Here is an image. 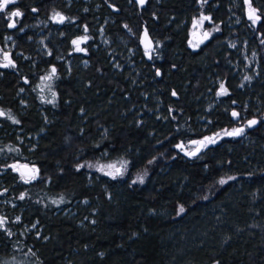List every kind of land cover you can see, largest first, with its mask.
<instances>
[{
    "label": "trees",
    "instance_id": "16d2710c",
    "mask_svg": "<svg viewBox=\"0 0 264 264\" xmlns=\"http://www.w3.org/2000/svg\"><path fill=\"white\" fill-rule=\"evenodd\" d=\"M55 1L18 0L9 10L18 9L25 16L11 30L0 13V42L11 38L21 53L12 57L15 68L0 69V111L5 113L0 116V135L9 136L6 142L10 143L16 132L27 137L45 131L33 151L22 149L21 160L37 170L34 181L25 183L5 169L11 163L9 155L0 158V178L7 190L3 198L18 204L14 209L1 206L8 211V219L0 227V264H264V129L249 130L248 143L223 141L230 152L207 147L191 158L174 150L178 143L208 135L195 129L189 101L194 86L195 97L206 89L208 73L202 63L204 49L191 50L188 32L174 33L168 24L178 15L190 22L202 13L217 21L211 3L168 0L157 6L148 1L139 8L129 0L100 2V15L105 12L104 17L112 21L105 25L108 36L126 38L123 25L137 34L145 27L160 43L153 60L143 58L142 65L155 80L164 107L163 121L148 118L137 125L124 116L129 107L123 97L125 83L111 74L103 54L87 46V65L82 66L83 59L76 54L67 67L59 62L71 51L72 41L84 34L83 25L93 31L95 18L82 12L81 3L67 8ZM258 3L261 20L252 35L254 47L264 58V0ZM47 5L63 14L67 24L52 25L41 11ZM156 10L161 12L154 18ZM39 21L49 22L48 29L39 26L37 33L31 29L20 32ZM41 39H45L49 56L39 51ZM53 67L56 76L42 82ZM53 93L54 101L47 102L53 100ZM261 95L264 111V84ZM236 100L235 95L224 98L231 108ZM8 114L19 123H13ZM214 117L213 128L233 127L229 115ZM96 124L108 130L102 138L94 131ZM89 134L95 136L88 138ZM66 136L77 142L69 152L61 145ZM253 150H259L260 161ZM104 151H108V160H127L129 172L144 167L158 154L164 153L167 159L157 164L141 186L127 178L87 180L84 172L74 169V158L90 160ZM161 167L165 169L159 171ZM229 176L235 179L218 183ZM248 183L253 186L248 199L240 198L239 185ZM22 194L24 199L19 198ZM61 197L62 203H53ZM83 201L86 206L81 205ZM180 206L185 211L178 214ZM19 213L21 223H12ZM35 223L41 231L39 238L23 229Z\"/></svg>",
    "mask_w": 264,
    "mask_h": 264
},
{
    "label": "rangeland",
    "instance_id": "374dc122",
    "mask_svg": "<svg viewBox=\"0 0 264 264\" xmlns=\"http://www.w3.org/2000/svg\"><path fill=\"white\" fill-rule=\"evenodd\" d=\"M60 1H62V3L67 8H69L73 3L76 5L81 3L79 7L81 10L83 9L82 12L92 14L95 18V23L93 24V27H91L93 30L92 32H84L83 35L74 39L77 40L78 38L83 36L89 37L86 42L80 44V47L85 49V51H76L75 46L72 43V49L66 56L65 60L59 59V62H62L67 67L68 65H70L69 63L72 60L71 55L76 54L83 59L81 64L82 66H85L87 65V62L84 60V58L87 56V46H91L94 51L103 54L102 56L104 57V60L111 68V74L121 77L125 83L126 88L124 87V89H126V91L124 92L126 93L123 94V97L129 107L126 110L124 116H129L131 118L130 120L134 121L137 125L145 124L146 121H148V118L153 121H163L162 116H164V107L159 98L158 91L155 89V80L149 78L148 72L145 71L142 65L143 58L147 61L153 60V58L157 55L156 53L160 43L158 42V44L155 42L156 40L152 37V35L145 27H143L137 34L134 33L132 28L128 25L127 27L123 25L127 33L126 38H122L121 35H117L114 38L108 36L105 33V25L111 24L112 21L110 17H104L105 12L103 13V16L100 15L102 13L100 11L102 6L100 2L104 1L106 3L105 0H56L54 4ZM148 1H152V3H155L158 6L162 4V2L168 0H146L144 6L149 3ZM17 3L18 0H16L15 4L8 5V8L5 12H0L4 15L7 21V27L8 24L12 21L16 22V27H8L10 30L18 28L23 19V16H25L23 14L20 17H12L11 20L9 19L8 13L17 10H9V8L13 7ZM130 3H134L136 6H138L133 0H129V4ZM210 3L213 9V13L215 12L214 14L217 21H214L213 19L211 23L208 21H204L202 26L194 28V20H198L202 14L210 17L211 15L208 13H202L199 17L192 19L190 22H188L185 17L179 18L178 15L171 18L168 27L172 28L174 30V33H181L186 30L188 32V47L191 50L199 51L200 49H204V51L201 53L203 57V68L208 73L206 89L202 93H200L198 97H195L194 95L197 94L195 91L197 87L194 86V90L189 97V101L193 103L192 112H194L193 116H195L194 124L197 125L195 129L197 131L208 133L206 137H214L216 139L215 144H209L207 147L219 146L221 148H224L227 152H230L231 149L228 148L226 146V143H224L223 141L242 139L243 142L245 141V143H248L249 141H247V132L249 130H253V128L259 126L260 129H264V125H261L262 123H264V111L261 95V89L264 84V70L261 68V63L264 64V58H262L263 56H261L260 52H258V50L254 47V36L252 35L257 28V23H259L260 21H258L256 24H253L252 21L246 18L248 5L245 3V0H207V3L204 4L209 5ZM251 3L252 6L258 10V14L261 17L258 0H251ZM144 6L138 7L143 8ZM41 11L46 14V19L49 20L52 25L62 26L63 24H67L66 22L68 19L63 14L62 15L65 17V21L63 23H58L52 19L54 12H56L54 6L47 5L45 6V9L42 8ZM160 12L161 11L156 10L152 17L157 18V15L160 14ZM49 22L40 23L39 21L40 24L38 23V25H28L27 27H24L20 32L23 33L26 29H31L33 32L37 33L39 26L43 27V29H48ZM217 26L219 27V31H213V29ZM82 27L85 29V25H83ZM145 31L147 32V42L151 41V59H149V56L145 54ZM204 31L211 32V36L208 39L204 40L203 43H199L198 46H195L198 40L203 38ZM42 33L43 30H40L39 34ZM164 36L165 38L167 37L166 35ZM162 37L163 35L160 34V38ZM31 40L32 38L29 39V41ZM37 43L40 46L39 51L49 56L50 51L45 45V39H41ZM233 44L235 45V47L231 46ZM5 52L9 54L11 59L13 55H21L20 52H16L15 44L9 37H5L4 41L0 42V61L3 60V54ZM25 58H27L28 60L30 57L26 56ZM10 68L12 67H0V69L2 70ZM245 76L251 77V79L245 80ZM221 84H223L227 89L226 95H217L220 90ZM186 86H188V82L185 84V87ZM229 95H235V98L237 99V102L232 104L233 108H231L227 104V102L224 101V98ZM182 107L185 108L184 106ZM116 108L117 107H115V109ZM233 111L239 114L237 118H234L232 116ZM178 114L179 116H183L182 112H179ZM222 114L224 116L229 115L231 117L233 122L232 128H213L216 123V117L214 116H222ZM83 115L84 113L82 111L80 113V116ZM247 116L254 117L247 119ZM212 117H214V120ZM252 119H256L258 123L255 124L254 127H248L247 123ZM95 126L96 129L94 131L95 133L100 132V134H102L100 136L101 138L103 137L104 133H107L108 131L107 129H104L97 124ZM241 127L244 128V133L240 136L224 135V130L231 131L234 128ZM83 131L84 129L82 128V132ZM44 132L45 131H41L39 134L27 137H24L21 132H16L15 134H13V141H11L10 143L6 142V138L9 136L5 137L4 135H0V158H7V155H9L8 160L11 162L6 166L5 169H10L13 173L15 172V174H17L19 178L20 172L13 170V168L11 167L12 165H15L17 168H20V166L22 165H27L29 166L30 170H36V168H34V166L29 162L21 160L23 156L22 149L24 148L28 151H33L34 146H36L40 136H42ZM217 133H220V135L216 136ZM94 136L95 134H89L88 138H92ZM101 138L97 137V139ZM192 141H187L186 143H178L177 145H183V149L177 147L176 145L174 146V150L181 153L185 157L192 158L193 156L186 155V153L192 152L196 147H198L197 145H194ZM76 144L77 142L73 138L71 139V137L66 136L65 139H63L61 145L63 146L64 150H67L69 152L71 148L75 149ZM207 147L202 148L200 152L204 151ZM253 151H255L256 159L260 158V152H258L259 150ZM252 155L254 154L252 153ZM107 158L108 151H104L97 157L90 160L81 161L78 158H74V169L77 170L78 165L86 163L103 165L115 164L119 168L122 163L127 162L124 175L118 176L116 179L127 178L130 183L133 184L132 181L136 179L137 175H143L145 181L150 173L158 168L156 167L158 166V163L161 164L165 162L167 156L164 153L158 154L157 157L151 160L152 163L148 162L146 165H144V167L135 172H129L130 165L127 160H108ZM257 160L260 161L259 159ZM163 169L165 168L161 167L159 171ZM77 171L84 172L87 180H92L94 179V177L114 180L111 177L104 175L102 172L97 171L95 168L84 167ZM105 171H108V169H105ZM145 173L147 174L144 175ZM37 178L38 177L36 174V179ZM31 181L34 180H30V182ZM142 184L137 182L134 185L141 186ZM2 187L3 186L0 183V189H2ZM252 187L253 186L251 183H248L244 186L239 185L237 189L239 197L248 199V193H250ZM262 191L264 192V187ZM258 195L259 194L257 193L256 196ZM0 197V209L3 205L9 207L10 209H14L16 207L14 203L2 199L3 193L1 191ZM81 205L86 206L87 201H83ZM7 212L8 211L6 210H0V218L4 219V224L7 221L6 219H8L6 218ZM17 218L19 217H15L12 222L15 224H19L20 218ZM89 222L93 223V220ZM33 226L24 228L27 231L34 233L36 237H39V234L41 232L40 228L37 226V224H34ZM211 264L222 263L215 261Z\"/></svg>",
    "mask_w": 264,
    "mask_h": 264
},
{
    "label": "snow or ice",
    "instance_id": "6c2138e0",
    "mask_svg": "<svg viewBox=\"0 0 264 264\" xmlns=\"http://www.w3.org/2000/svg\"><path fill=\"white\" fill-rule=\"evenodd\" d=\"M138 2L143 5L146 0H138ZM201 4L207 3V0H200ZM16 0H0V12H5L8 8V5L10 4H15ZM245 3L248 5V19L250 21H252L253 24H256L258 21H260L261 17L258 14V10L256 8H254L252 6L251 0H245ZM33 11H36V9H33ZM23 13L21 11H19L18 9L15 11H11L10 13H8L9 19L11 20L12 17H20L22 16ZM52 19L55 20L58 23H63L65 21V17L59 13V12H54ZM204 21H208V22H212V18L210 16H205V15H201L200 18L198 20H194L193 21V27H199L202 26ZM9 28H14L16 27V22L12 21L11 23L8 24ZM125 27H127V25H125ZM213 31H219V27H215L213 29ZM85 32H87V26H85ZM211 36V32L209 31H204L203 32V38L198 40L197 44L195 46H198L199 43H203L204 40L208 39ZM145 38H147V32L145 31ZM89 39L88 36H83L78 38L77 40H73L72 43L75 46V50L76 51H85V49L80 47V44L83 42H86ZM191 43V42H190ZM261 43H264V40L261 41ZM232 47H235V45H231ZM151 41H148L145 44V54L149 56V59H151ZM15 63L13 62V60L10 58L8 53H4L3 54V60L0 61V67L3 68H15ZM157 75H160L159 71H157ZM56 76V68L53 67L51 69V72L44 76L42 78V82H46V81H51L54 77ZM245 80H250L251 77L245 76L244 77ZM27 82V81H25ZM45 87H48L50 89V85L49 84H45ZM21 91H23V89H21ZM41 91H43V89H41ZM227 94V89L225 88V86L223 84L220 85V90L217 93V95H226ZM53 95V100H49L47 102L52 103L54 101L55 98V93L52 94ZM173 95H176L175 92H173ZM42 100H44V97H41ZM5 115V113L3 111H0V116ZM232 116L234 118H237L239 116V114L235 111L232 112ZM8 118L11 119L13 121V123H19L18 120H15V118H13L10 114H8ZM258 121L256 119H252L249 120L247 123L248 127H252L253 125L257 124ZM244 133V128H234L231 131L228 130H224V135L226 136H240ZM220 133H217L216 136H219ZM192 143L194 145H197L198 147L195 148L194 151L186 153V155H190V156H195L197 155L198 152L201 151L202 148L207 147L209 144H215L216 143V139L214 137H205L203 140H199V141H192ZM177 147H180L181 149H183V145H177ZM149 163H152V161H149ZM126 164L127 162H124L120 165V167L118 168L115 164H107V165H103V164H92V163H86V164H80L77 166V170L84 168V167H88V168H95L97 171L102 172L104 175H107L109 177H111L112 179H116L118 176H123L124 172L126 171ZM13 168V170L15 171H20L19 168H17L15 165L11 166ZM23 167H27V166H23ZM105 169H108V171H105ZM33 174L26 176L23 172L20 173V178L21 180H23L25 183L30 182V180H34L36 179V175H35V169L30 170ZM147 173H145L144 175H146ZM235 179V177L229 176L227 177V179L221 178L218 183L220 185H224L226 183H228L229 180H233ZM143 183L144 182V177L143 175H137L136 179H134L132 181L133 184L135 183ZM20 199H24V195L22 194L20 197ZM208 197L205 196L204 199H207ZM63 202V197H61V199L59 201H53V203H62ZM185 211L183 206L179 207V212L183 213ZM19 219V218H17ZM4 219L0 218V227L3 226L4 224ZM35 227V226H33Z\"/></svg>",
    "mask_w": 264,
    "mask_h": 264
},
{
    "label": "flooded vegetation",
    "instance_id": "af4514ba",
    "mask_svg": "<svg viewBox=\"0 0 264 264\" xmlns=\"http://www.w3.org/2000/svg\"><path fill=\"white\" fill-rule=\"evenodd\" d=\"M252 127H254V125L252 126ZM23 166H27V165H22V166H20V173L21 172H23L26 176H29V175H32L33 173L30 171V169H29V166H27V168H28V170H23ZM35 168V167H34ZM10 170V169H9ZM1 174H0V176L3 174L2 173V171L0 172ZM14 174H15V172H14ZM37 174V170L35 171V175ZM17 175V174H16ZM19 177V176H18ZM0 183H1V185L3 186L2 187V189H0V191L3 193V196L4 195H6L7 194V190L5 189V185H4V183H3V181H2V179L0 178ZM0 199H1V197H0ZM3 200H5V201H8V200H6V199H4V198H2ZM8 202H11V203H14L15 204V208H17V206H18V204L17 203H15V202H12V201H8ZM4 206V205H3ZM1 210V209H0ZM3 211V210H2ZM8 213V212H7ZM7 215V214H6ZM15 217H19L20 218V213L18 214V215H16ZM14 217V218H15ZM13 218V219H14ZM7 220V219H6ZM13 221V220H12ZM13 223V222H12ZM21 223V220H20V222H19V224ZM15 224V223H14ZM35 224H37V223H35ZM4 225V224H3ZM27 228V226H23V229L25 230V232L27 233V234H32L34 237H36L35 236V234L34 233H32V232H29V231H27L25 228ZM39 236H40V234H39ZM36 238H39V237H36Z\"/></svg>",
    "mask_w": 264,
    "mask_h": 264
},
{
    "label": "water",
    "instance_id": "95a60500",
    "mask_svg": "<svg viewBox=\"0 0 264 264\" xmlns=\"http://www.w3.org/2000/svg\"><path fill=\"white\" fill-rule=\"evenodd\" d=\"M139 7H142V6H144L145 5V3L143 4V5H141L139 2H138V0H133ZM246 18L248 19V11H247V13H246ZM249 20V19H248ZM193 40H197V39H193ZM144 43L146 44L147 43V38H145L144 39ZM23 170H28V168L27 167H23Z\"/></svg>",
    "mask_w": 264,
    "mask_h": 264
}]
</instances>
